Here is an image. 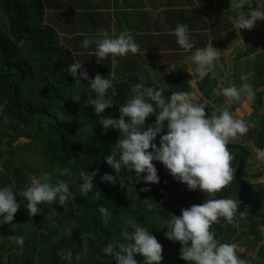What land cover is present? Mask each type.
<instances>
[{"label": "trees", "instance_id": "obj_1", "mask_svg": "<svg viewBox=\"0 0 264 264\" xmlns=\"http://www.w3.org/2000/svg\"><path fill=\"white\" fill-rule=\"evenodd\" d=\"M48 8L46 0H0V188L13 185L16 200L21 205L17 211L18 219L3 226L10 236L24 238L22 250L10 236L0 238V264H69L60 257L68 250L73 253L72 264H116L112 257L104 255L103 248L109 243H134L130 238L134 229L129 222L147 229L162 245L160 264H188L179 258L182 245L166 238V221L172 215H181V209L203 203L207 195L199 189L189 191L168 170L163 176L158 175V184L146 185L142 181L146 174H141V182L136 183L134 172L123 166L117 172L108 165L106 157L112 153L119 158L115 143L120 132L109 128L105 134L93 107H84L89 96L95 98L96 93L88 81L81 79V83L75 84L67 69L79 60L90 78L100 74L102 78L112 79V73L115 74L113 83L117 95L112 96L109 90L107 97L114 106L104 112V115L115 118L120 116L119 107L133 95L132 84L163 88L165 97H170L171 90L181 79L177 81L166 74L163 77L166 88L152 83L144 70L148 63L138 54L117 57L114 68L110 56L97 63L92 46L85 49L80 44L83 43L82 36L71 37L70 30L62 32L60 29L65 26L55 29L48 17L45 22ZM189 36L193 41L206 37L199 34ZM202 85L207 100L205 111L210 115L214 109L209 105H215L221 96L213 95V89L217 88L213 78L204 77L200 81V87ZM263 86L264 73L260 72L254 89ZM255 98L252 115L247 121L257 122L258 129L252 130L248 136L256 148L264 149V115L258 113L261 93L257 92ZM238 105L233 104L231 111L234 112ZM154 123V115L147 118L146 126ZM162 134H167L166 128ZM21 138L30 141L23 145L24 148L41 146L38 155L36 152L37 158L48 161L53 168L69 169L71 175H66L64 180L71 184L80 180L81 171L99 169L93 179L92 191L85 194L81 193L80 187H70L72 196L65 207L42 203L38 205L40 213L29 217L25 207L27 201L19 196V192L30 185L24 176L32 166L22 164L13 154V149L20 148L13 145ZM159 138L158 135L154 141L157 146ZM228 147L234 157V180L214 198L234 199L240 201V205L233 224L221 218L219 224L212 225V231L221 243L243 242L246 251L237 253L239 258L264 264V233L261 231V227L264 229V185L254 186L248 182L250 147L240 144H229ZM156 162L163 165L153 161ZM105 173L114 177V183L101 182ZM144 187L150 191H140ZM101 206L112 213L107 224L103 223L99 212ZM22 217L28 218V232L16 226ZM241 220L245 224L243 230L234 226ZM64 226L70 232L57 233ZM85 233L90 234L87 255L83 254L81 239ZM248 251H253L255 256ZM76 254L81 255L79 262L75 260ZM135 259L138 264H144L143 255L137 254Z\"/></svg>", "mask_w": 264, "mask_h": 264}, {"label": "clouds", "instance_id": "obj_2", "mask_svg": "<svg viewBox=\"0 0 264 264\" xmlns=\"http://www.w3.org/2000/svg\"><path fill=\"white\" fill-rule=\"evenodd\" d=\"M230 2L234 11L248 5L247 14L244 12L232 21L238 35L241 29L251 30L257 21H264V5L257 4L253 8L251 0ZM173 34L183 50L190 52L193 49L187 25H178ZM100 36L102 38L95 41L85 39L82 43L85 49L95 43L97 63L110 56L114 68L118 63L117 57H124L129 53L135 55L140 51V46L129 32L111 37L108 32L102 31ZM188 59L195 65L194 70L186 69L193 77L188 85L194 88L195 78L203 80L209 73L215 76L214 69L220 60V53L210 42L206 47L192 52ZM67 74L75 79V84L81 83V79L88 81L90 88L96 93L95 98L89 96L84 107H93L95 115L100 117V125L105 134L109 128L120 132L116 143L119 158L112 153L106 157L108 165L117 172L122 166L129 172H134L136 183L141 182V174H146L142 181L151 185L160 182L153 163L158 161L175 180L185 184L189 191L199 189L207 195L203 203L181 209V215H172L166 221V238L182 245L179 258L188 264H253L252 261L238 257L237 244L221 243L212 231V225L219 224L221 218L228 224H233L240 205V201L234 199L214 197L234 180L236 168L228 145L245 137L255 127L254 123L242 117L239 108L235 113L231 111L233 104L246 107L253 100L255 93L252 87L248 84H243L240 88L221 85L213 89V95L222 96L224 100L221 106L215 107L207 115V102L201 103V95L196 91H175L170 97H165L163 88L135 83L130 86L133 95L119 107L120 116L115 118L104 115L105 109L114 106L113 101L107 98L109 90L112 96L117 95L113 83L114 73L112 79L102 78L100 74H96L94 79L90 78L82 63L77 60L68 67ZM153 115L155 123L146 126L147 118ZM165 128L167 134H162ZM158 135L159 146L154 143ZM253 151L255 160L264 167V149ZM98 172L99 169L79 173L80 180L83 181L80 183L81 193L92 191L93 179ZM60 175H71V172L63 169L60 170ZM100 179L102 183H114V177L107 173ZM261 181L264 182V177H261ZM140 191H150V188L144 187ZM16 196L13 185L0 188V225L12 223L14 214L20 207ZM19 196L27 201L25 207L29 217H34L40 213L39 204L54 203L65 207L72 194L65 181L58 180L53 184L50 182V174L44 173L39 178H33L30 185L19 192ZM99 212L103 216V223L107 224L112 213L104 206L99 208ZM243 215L241 212L240 216ZM129 223L134 229L130 237L134 243H109L103 248L104 255L112 257L116 264H138L135 259L137 254L145 257L144 264H160L163 259L162 245L147 229ZM89 235L85 233L81 238L84 255H87ZM10 239L20 245L22 250V236L12 235ZM60 257L72 264L73 253L70 250L61 253ZM80 259L81 255L76 254V262Z\"/></svg>", "mask_w": 264, "mask_h": 264}, {"label": "crops", "instance_id": "obj_3", "mask_svg": "<svg viewBox=\"0 0 264 264\" xmlns=\"http://www.w3.org/2000/svg\"><path fill=\"white\" fill-rule=\"evenodd\" d=\"M252 7L257 4L264 5V0H251ZM51 3H53L51 5ZM49 6L46 10V19H50L55 29L66 26L71 31V37L82 36L85 39L102 38V31L114 37L121 32H129L135 42L140 46L137 53L148 64L144 70L152 83L165 86L164 76L172 75L180 80L175 91H196L201 95L200 102H207L200 87V79L194 80L195 87L190 88L188 81L193 77L186 69H195L188 57L197 49L206 47L210 42L220 53V60L214 69L215 76L209 73L219 86H236L243 84L252 87L254 93H261V106L259 114L264 115V86L254 89L256 77L264 73V21H257L251 30L241 29L239 35L233 27V19L248 12V5L244 9L233 10L230 0H46ZM60 7L59 9L53 8ZM178 25H187L189 35H203L205 39L190 42L194 47L190 52L183 50L177 43L173 32ZM62 29V28H61ZM204 41L206 46H204ZM82 45V42H80ZM92 51L96 52L95 43L90 44ZM145 53V55H142ZM177 80V81H178ZM174 81V80H173ZM255 95L246 107L238 105L242 117L247 120L253 112ZM224 97L210 108L221 106ZM230 144H240L250 147L248 159V182L254 186L264 185V167L260 166L254 157L253 144L248 134Z\"/></svg>", "mask_w": 264, "mask_h": 264}, {"label": "rangeland", "instance_id": "obj_4", "mask_svg": "<svg viewBox=\"0 0 264 264\" xmlns=\"http://www.w3.org/2000/svg\"><path fill=\"white\" fill-rule=\"evenodd\" d=\"M73 29L74 28L70 29V31H72ZM60 30L62 32H64L67 30V27L65 26ZM64 105H66V103H64ZM256 125L258 126V123ZM29 142H30L29 140L21 138L17 142H15L13 145L14 148L20 147L19 149L18 148L13 149V154L16 155V158L22 164L32 166V168L28 167V171L26 172V176H24L26 178V182L28 184H30L33 178H39L44 173L50 174V182L53 184H55L58 180L65 181L64 179H65L66 175H64V176L60 175L59 168H57V167L53 168V166H51L48 161H46L44 159L37 158L36 152L38 155V153H39L38 150L40 149V151H41V146L39 144H38V146L34 145V148L33 147L24 148L23 147L24 144L29 143ZM116 143H117V140H116ZM116 143H115V145H116ZM5 145L7 146L6 142H5ZM21 147H23V148H21ZM31 149H32V151H30ZM154 165L157 168V175H159V176H163L165 174V172L167 171V169L164 167V165H159L157 162L154 163ZM34 167L38 168L39 170L37 171ZM247 171H248V168H247ZM65 182L69 185V188L70 187H80V183H83V181L77 180V179L74 180L72 182V184L68 181H65ZM74 197L76 198V195ZM176 197H177V194L174 192V198H176ZM19 209H20V207H19ZM19 209H18V211H19ZM15 214L16 215H14V219H13L12 223H14V221H16L18 219L17 213H15ZM242 218H243V216H242ZM16 226L17 227L19 226L20 228H24L26 232H28L30 230L27 217H22V221L21 222L19 221V223L16 224ZM234 226L243 230L245 224H244V221L241 220L237 224H235ZM261 231L264 233V229L262 227H261ZM69 232H70L69 228L65 227V226L62 227L60 231H57V233H61V234H68ZM10 235H11V233H9V231L3 225H0V238H6ZM234 243L237 244V246H238L237 253L246 251V248H245L243 242H234ZM248 254H250L253 257L255 256L253 251H248Z\"/></svg>", "mask_w": 264, "mask_h": 264}]
</instances>
